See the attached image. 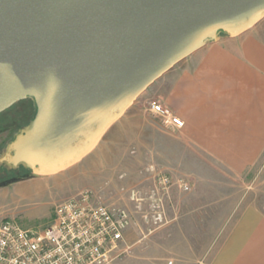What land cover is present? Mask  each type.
Instances as JSON below:
<instances>
[{"label": "water", "instance_id": "95a60500", "mask_svg": "<svg viewBox=\"0 0 264 264\" xmlns=\"http://www.w3.org/2000/svg\"><path fill=\"white\" fill-rule=\"evenodd\" d=\"M263 17L264 0H0V113L35 106L0 165L68 169L175 64Z\"/></svg>", "mask_w": 264, "mask_h": 264}, {"label": "crops", "instance_id": "0c3cea01", "mask_svg": "<svg viewBox=\"0 0 264 264\" xmlns=\"http://www.w3.org/2000/svg\"><path fill=\"white\" fill-rule=\"evenodd\" d=\"M150 101L168 108L183 127H164L149 112ZM122 117L106 132L116 124L109 141L122 153L121 161L133 151L134 163L190 180L185 195L196 201L177 202L182 191L173 185L170 220L184 227L206 225L210 219L228 227L212 239L222 242L213 264H264L263 207L243 186L257 165L264 168V17L247 31L233 37L221 34L182 59ZM140 171L139 165L132 175L141 182ZM210 176L213 183L207 185ZM152 177L145 174L149 182ZM217 177L235 185L220 186ZM180 229V241H187Z\"/></svg>", "mask_w": 264, "mask_h": 264}, {"label": "rangeland", "instance_id": "374dc122", "mask_svg": "<svg viewBox=\"0 0 264 264\" xmlns=\"http://www.w3.org/2000/svg\"><path fill=\"white\" fill-rule=\"evenodd\" d=\"M32 107L28 101L20 100L0 113V154L18 130L27 124ZM124 119L122 117L119 121ZM115 125L89 154L62 172L38 175L25 172L24 169H0V221L11 219L24 228L40 231L51 222L58 203L88 189L95 194L98 201L109 206L123 207L131 217L130 226L121 244L122 253L110 264H213L217 247L222 242L212 239L220 229L223 234L227 233L228 227L215 225L210 219L206 225L201 223L198 226L184 227L180 226L179 221H171L170 189L173 185H178L175 181L179 179L172 176L173 182L168 192L158 196L161 198V219H151L153 211L150 208L152 201L149 196L154 179L152 177L149 182L145 174L153 173L154 176L155 173L163 171L147 163H134V152L130 149L127 159L121 161L118 156L120 150L111 146L109 141ZM123 147L125 144L121 145L120 149ZM139 165L142 170L140 173L144 176L141 182L132 175ZM254 169V174L244 178V191H252L253 200L256 198L259 204H262L264 213L263 163ZM181 179L187 182L189 189L183 192L178 185L182 193L177 196L176 201H196L194 197L188 198L185 195L190 190V180ZM215 180L220 186L235 185L230 183L228 178L217 177ZM211 183L213 177L210 176L207 185ZM131 189L138 191L140 201L130 198ZM180 228L184 229L187 241H180Z\"/></svg>", "mask_w": 264, "mask_h": 264}, {"label": "built area", "instance_id": "2783aa9c", "mask_svg": "<svg viewBox=\"0 0 264 264\" xmlns=\"http://www.w3.org/2000/svg\"><path fill=\"white\" fill-rule=\"evenodd\" d=\"M148 110L171 131L183 127V121L157 101H150ZM153 179L150 218L157 221L161 219L158 196L168 192L173 180L165 172L155 173ZM175 183L184 191L189 189L181 178ZM130 198L141 199L136 189H131ZM130 223L125 208L103 204L91 190H81L58 203L51 222L40 231L1 220L0 264H110L122 253Z\"/></svg>", "mask_w": 264, "mask_h": 264}, {"label": "trees", "instance_id": "16d2710c", "mask_svg": "<svg viewBox=\"0 0 264 264\" xmlns=\"http://www.w3.org/2000/svg\"><path fill=\"white\" fill-rule=\"evenodd\" d=\"M25 101H28L29 103H31L32 104V114L30 115V119L28 120V122H27V124L29 123V121L32 119V117H33V115H34V113H35V106H34V103H33V101H32V99H27V100H25ZM30 113V112H29ZM26 115H28V114H26ZM0 166H2V165H0ZM7 169H12V170H18V169H24V171L25 172H29V169L28 168H26V167H24L23 165H20V166H18V167H11V166H8V165H3V167L1 168V170H7Z\"/></svg>", "mask_w": 264, "mask_h": 264}, {"label": "flooded vegetation", "instance_id": "af4514ba", "mask_svg": "<svg viewBox=\"0 0 264 264\" xmlns=\"http://www.w3.org/2000/svg\"><path fill=\"white\" fill-rule=\"evenodd\" d=\"M25 100H27V99H25ZM5 151V150H4ZM3 167V165L2 166H0V169Z\"/></svg>", "mask_w": 264, "mask_h": 264}]
</instances>
